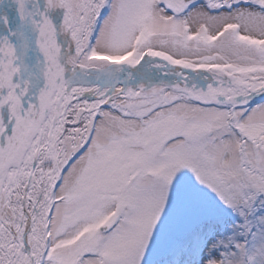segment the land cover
Returning a JSON list of instances; mask_svg holds the SVG:
<instances>
[{"label":"snow or ice","instance_id":"1","mask_svg":"<svg viewBox=\"0 0 264 264\" xmlns=\"http://www.w3.org/2000/svg\"><path fill=\"white\" fill-rule=\"evenodd\" d=\"M0 264H264V0H0Z\"/></svg>","mask_w":264,"mask_h":264}]
</instances>
